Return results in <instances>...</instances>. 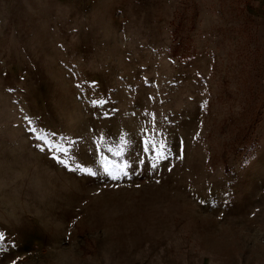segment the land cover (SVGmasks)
Instances as JSON below:
<instances>
[{
	"label": "rangeland",
	"instance_id": "obj_1",
	"mask_svg": "<svg viewBox=\"0 0 264 264\" xmlns=\"http://www.w3.org/2000/svg\"><path fill=\"white\" fill-rule=\"evenodd\" d=\"M0 235V264H264V0H0Z\"/></svg>",
	"mask_w": 264,
	"mask_h": 264
},
{
	"label": "snow or ice",
	"instance_id": "obj_2",
	"mask_svg": "<svg viewBox=\"0 0 264 264\" xmlns=\"http://www.w3.org/2000/svg\"><path fill=\"white\" fill-rule=\"evenodd\" d=\"M93 103L95 104L96 101H93ZM29 123L31 124V121H29ZM32 131L35 132L36 129H32ZM42 139H43V137H38V140H42ZM37 147H40V145L38 144ZM148 150H149V145H148V142L146 141L145 142V151H148ZM54 159H56L57 163L64 164V161L63 160H60L58 157H54ZM64 166L67 168V165H64ZM152 166H153V168H155L157 165L156 164H153ZM71 171H73V172H82V173H84L86 175H89V176H96L97 175V173L94 172V171H92L91 169L86 168V167H81L79 165L75 166L73 169H71ZM108 175H109V177H110L111 180L118 181L122 177H126L128 175V173L127 172H124L122 174V176L121 175H116V174H113V173H108ZM0 239H3V236L2 235H0Z\"/></svg>",
	"mask_w": 264,
	"mask_h": 264
}]
</instances>
